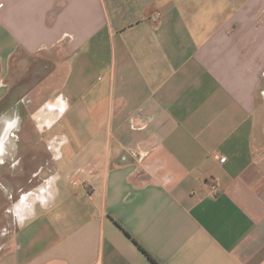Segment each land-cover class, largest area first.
<instances>
[{
    "label": "crops",
    "instance_id": "crops-1",
    "mask_svg": "<svg viewBox=\"0 0 264 264\" xmlns=\"http://www.w3.org/2000/svg\"><path fill=\"white\" fill-rule=\"evenodd\" d=\"M263 74L264 0H0V264H264Z\"/></svg>",
    "mask_w": 264,
    "mask_h": 264
},
{
    "label": "rangeland",
    "instance_id": "rangeland-1",
    "mask_svg": "<svg viewBox=\"0 0 264 264\" xmlns=\"http://www.w3.org/2000/svg\"><path fill=\"white\" fill-rule=\"evenodd\" d=\"M40 61H37L36 59L32 58L30 60V66L26 70V74H33L35 73L36 68L38 67L37 64H39ZM25 69V67H24ZM39 78L40 77H21L20 81L16 80V82L13 84V78L10 77V94L18 89V93H26L32 90L35 86L39 84ZM19 81V82H18ZM28 93L25 94L27 96ZM22 97V102L21 105L26 104L27 102V97ZM256 106L258 108L259 114H258V125L260 128L264 127V74L261 78L260 85L258 88L257 92V100H256ZM4 105V102L1 104ZM23 118H26L27 121H31L28 117V114H21ZM29 124V122H27ZM31 125V124H30ZM32 127V125H31ZM11 197L15 198V195L13 193H9L8 195L6 194L4 198H2L1 193H0V248L3 249L5 246H9V242L11 240L13 232L17 229V221H19V217H17V210H11L13 207V204L10 203L14 200ZM9 198V199H8ZM6 230V234L5 231Z\"/></svg>",
    "mask_w": 264,
    "mask_h": 264
},
{
    "label": "clouds",
    "instance_id": "clouds-1",
    "mask_svg": "<svg viewBox=\"0 0 264 264\" xmlns=\"http://www.w3.org/2000/svg\"><path fill=\"white\" fill-rule=\"evenodd\" d=\"M13 123H15L17 125V130H18V126H19V123H20V117H19V115H17L15 117V120L13 121ZM18 139H19V136L17 135L16 136V140L18 141ZM65 142H67V138H65ZM0 153H2V148H0ZM53 159H59V157H53ZM13 160L16 161L15 165H13V163H12ZM5 163H8L9 164V167H10L11 170H15L19 166L20 160L17 159L16 156H13L11 160L6 159V158L0 159V166H3ZM42 170H43V168H40L36 173H39ZM34 176H38V175H34ZM49 178H51V177H49ZM41 181H42V183H40V184H43L44 181L42 179H41ZM24 194H25L24 192H21L20 195L23 196ZM40 204H41V207H46L47 206V201H41ZM17 224H18V226H22V222H20V221H17ZM4 231H5V234H6V230H4Z\"/></svg>",
    "mask_w": 264,
    "mask_h": 264
},
{
    "label": "built area",
    "instance_id": "built-area-1",
    "mask_svg": "<svg viewBox=\"0 0 264 264\" xmlns=\"http://www.w3.org/2000/svg\"><path fill=\"white\" fill-rule=\"evenodd\" d=\"M158 17V15H157ZM156 17V18H157ZM220 162H224V159H220ZM210 191H211V194L212 195H215L217 192H218V187L217 185L213 184L211 187H210Z\"/></svg>",
    "mask_w": 264,
    "mask_h": 264
}]
</instances>
